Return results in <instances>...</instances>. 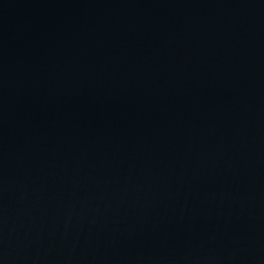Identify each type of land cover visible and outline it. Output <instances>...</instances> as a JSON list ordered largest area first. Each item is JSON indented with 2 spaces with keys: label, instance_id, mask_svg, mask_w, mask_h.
<instances>
[{
  "label": "water",
  "instance_id": "water-1",
  "mask_svg": "<svg viewBox=\"0 0 264 264\" xmlns=\"http://www.w3.org/2000/svg\"><path fill=\"white\" fill-rule=\"evenodd\" d=\"M0 264H264V0H0Z\"/></svg>",
  "mask_w": 264,
  "mask_h": 264
}]
</instances>
